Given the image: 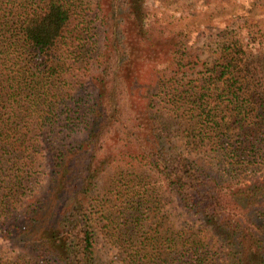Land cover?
<instances>
[{"label": "trees", "instance_id": "obj_1", "mask_svg": "<svg viewBox=\"0 0 264 264\" xmlns=\"http://www.w3.org/2000/svg\"><path fill=\"white\" fill-rule=\"evenodd\" d=\"M100 1L0 0V264H104L99 242L117 264H264V39L226 26L193 80L198 55L176 44L134 96L111 22L81 91L114 10L131 51L150 41L142 2Z\"/></svg>", "mask_w": 264, "mask_h": 264}, {"label": "rangeland", "instance_id": "obj_2", "mask_svg": "<svg viewBox=\"0 0 264 264\" xmlns=\"http://www.w3.org/2000/svg\"><path fill=\"white\" fill-rule=\"evenodd\" d=\"M88 1L93 6L94 0ZM143 3L146 9L144 21L147 23V34L150 35V41H140L138 47L134 44V49L128 47L131 39L129 26L120 17L124 10L115 11L114 16H110L109 21L105 23L102 29L105 30L106 40L101 41V53L96 63L90 60L88 64H84L82 72H77L79 81L83 85L82 90L88 92L95 91L93 86L94 77H97L98 71L107 65L104 60V47H112V36H108L112 30L110 23L115 24L114 38H118L116 46L117 51L123 49V56L120 62H123L124 82L120 87L122 90L132 92L131 95L136 96L137 93L143 92L145 86L152 85L153 76L160 75L166 65H169L170 54L174 45L185 46L192 51V55L197 53V64L195 70L185 76V80H193L196 75L204 71L203 63L209 65L217 57V50L226 36V26L238 30L241 37H246L248 31L254 33L255 42L259 43L264 39V0H133ZM110 0H101L100 6L104 13L111 12L109 10ZM231 15V16H229ZM233 17V18H230ZM120 20V22L117 21ZM116 22V23H115ZM116 35V36H115ZM117 40V39H116ZM259 41V42H258ZM150 42L153 46H149ZM258 44V45H259ZM128 54V55H127ZM115 58V53L113 54ZM112 57V58H113ZM111 61V60H110ZM114 61V59H112ZM173 66H170L172 69ZM171 76L172 73L166 74ZM147 81H150L148 83ZM155 81V80H154ZM118 82V81H117ZM148 83V84H146ZM116 86V85H115ZM130 100L121 103L122 114L127 116L130 110L127 105ZM126 108V109H124ZM170 120L171 130L177 127H184V119L175 117L166 113ZM175 117V118H173ZM180 133V132H179ZM178 133V134H179ZM103 144H110L109 132L102 134ZM182 135V134H180ZM38 171H44V158L39 160ZM40 174V173H39ZM40 178H44V174H40ZM100 184V181H98ZM170 205V206H169ZM169 209L173 211V219L176 222L187 220L184 215H179L178 211L169 204ZM189 223V222H188ZM184 224V223H183ZM3 249L7 250L9 246L0 239ZM99 252L104 264L111 263L108 260L111 257H117L115 251L107 249L104 242L98 243Z\"/></svg>", "mask_w": 264, "mask_h": 264}]
</instances>
